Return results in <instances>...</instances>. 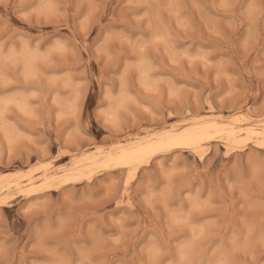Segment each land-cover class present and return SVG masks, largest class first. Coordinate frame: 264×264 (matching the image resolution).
I'll list each match as a JSON object with an SVG mask.
<instances>
[{
	"label": "clouds",
	"instance_id": "9594fccd",
	"mask_svg": "<svg viewBox=\"0 0 264 264\" xmlns=\"http://www.w3.org/2000/svg\"><path fill=\"white\" fill-rule=\"evenodd\" d=\"M0 264H264V0H0Z\"/></svg>",
	"mask_w": 264,
	"mask_h": 264
}]
</instances>
